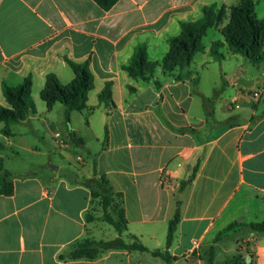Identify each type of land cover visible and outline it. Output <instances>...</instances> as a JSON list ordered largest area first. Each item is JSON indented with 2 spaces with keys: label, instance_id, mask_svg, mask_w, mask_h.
Listing matches in <instances>:
<instances>
[{
  "label": "crops",
  "instance_id": "0c3cea01",
  "mask_svg": "<svg viewBox=\"0 0 264 264\" xmlns=\"http://www.w3.org/2000/svg\"><path fill=\"white\" fill-rule=\"evenodd\" d=\"M238 3L120 0L105 11L93 0H0V106H8L3 83L18 86L31 77L36 112L27 124L32 125L38 112L50 113L56 106L49 110L40 95L47 76L55 74L67 86L76 76L66 59L88 61L95 87L88 94V109L71 117L74 122L76 114L85 116L88 128L100 131L98 141L105 139L106 129L109 133L105 145L89 151L91 158L76 166L73 178L61 175L60 167L54 170L52 162L26 174L8 170L6 177L0 172V179L13 187L6 195L0 184V264H141L139 253L167 250L178 202L181 217L168 249L175 258L171 264H230L243 254L250 264H264V234L252 230L237 246L222 244L229 232L264 221V62L246 64L228 47L223 60L215 59L211 46L223 42L219 33L221 39L211 41L203 57H194L184 80L161 67L152 78L133 77L123 68L140 45L146 46L149 62L162 61L170 40L181 35L182 22L202 19L205 7L230 9ZM257 6L255 0V16L262 20L264 4L258 15ZM212 66L218 78L213 94L202 87L203 71ZM107 83H112L110 107L99 98ZM259 87L258 100L242 97ZM0 123L4 135L8 127ZM12 136L4 135L2 149L13 147ZM59 145L68 146L66 141ZM65 156L70 158L69 151ZM0 159L6 160L2 154ZM197 165L193 182L181 190ZM94 176L106 177L123 195L128 230L122 238L139 242L148 252L111 250L96 260L61 258L77 241L104 239L88 222L91 190L80 183Z\"/></svg>",
  "mask_w": 264,
  "mask_h": 264
},
{
  "label": "trees",
  "instance_id": "16d2710c",
  "mask_svg": "<svg viewBox=\"0 0 264 264\" xmlns=\"http://www.w3.org/2000/svg\"><path fill=\"white\" fill-rule=\"evenodd\" d=\"M93 1L103 10L109 11L120 0ZM225 20L228 21V24L224 28L223 35L225 43L232 53L241 54L245 58L246 64H260L264 62V18L262 20L256 18L255 0H239V3L230 9L225 7L218 9L215 6L205 7L202 19L195 22H182L181 35L170 40L171 50L162 61L149 62L146 46L140 45L136 48L131 63L125 65L123 68L133 77L152 78L156 69L161 67L165 73L175 74L177 80H184L183 72L191 67L196 54L204 50L202 42L208 30ZM223 44L221 41L215 42L211 49L212 56L219 61L225 58V54L221 50ZM66 61L74 71L75 79L69 85L64 86L55 74H49L40 95L42 100L46 102L49 110L57 103L64 105L66 121L70 126L71 139L76 145L84 146V140L79 138L72 128L71 114L74 111L85 112L88 109V94L95 87L94 75L90 70L88 61L76 63L68 58ZM32 86L31 77L26 78L18 86H10L3 83L2 91L8 103V106H0V122L5 123L8 127L3 130L4 135H12L9 129L10 124L28 122L31 114L36 112ZM157 86L160 87L161 84L157 82ZM99 98L106 106L110 107L113 105L112 83L106 84ZM208 115L213 117V110H209ZM108 139L109 133L106 129V142ZM0 147L4 148V145H0ZM198 169L199 165L194 168L190 177L182 182L181 190L193 182ZM3 171V162L0 160V172ZM5 176H9V174L6 172ZM80 183L91 190L92 202L93 200L100 199L106 219L115 228L119 237L109 241H96L89 238L77 241L61 258L96 260L105 252L111 250L148 252L149 250L139 242L135 241L132 244H128L122 238V235L128 230L123 207V195L114 190L110 181L104 176H94L89 179L83 178ZM2 192L6 195H11L13 187L10 186V189L2 188ZM109 209L116 211L117 217L114 215L115 212L111 214ZM180 217L181 203L178 202L174 218L169 223L167 250L152 252L154 257H160L170 264L174 262L175 258L170 255L168 249L174 241ZM92 218L89 213L88 222H92ZM250 227L253 231L264 234V221L252 223ZM249 255L252 256L253 253L249 252ZM238 257H234V260L236 261ZM236 262L235 264H248L246 261ZM208 264L213 263L210 262Z\"/></svg>",
  "mask_w": 264,
  "mask_h": 264
},
{
  "label": "rangeland",
  "instance_id": "374dc122",
  "mask_svg": "<svg viewBox=\"0 0 264 264\" xmlns=\"http://www.w3.org/2000/svg\"><path fill=\"white\" fill-rule=\"evenodd\" d=\"M262 4H264V0H258L257 15L260 14ZM227 24L228 21L225 20L215 27L210 28L206 36L203 38V48L208 47L211 41L221 39L222 35L224 44L221 50L224 53L225 47H228V45L225 43V37L223 35L224 28L227 26ZM219 33H221V35ZM214 43L215 42L212 43V46ZM229 51L232 52L230 49ZM200 57H203L201 52L196 54L195 61H198ZM196 63L195 65L197 66ZM216 68L217 66H212L210 71L207 72L205 70L202 74V87L208 93L211 92L212 94L214 92L213 88L215 87L216 80L218 79L217 76L212 73V71ZM251 69H253V71L256 70V68ZM189 75L190 71L183 72L184 78H188ZM39 101L41 105H45L42 100ZM76 115V117L79 118L78 121L75 120L74 122L79 128L80 134L83 137L82 139L84 140V146H78L72 141L70 136V126L66 121L65 107L61 103L56 104L50 113L45 111L38 112L37 119L32 122V125L27 124L30 122L13 123L10 126V129L13 133L11 142L14 143L15 146L13 145V147H8L7 149H2L0 147V154H2V156H4L6 159L5 161L0 159L3 162L4 171L8 174L10 173L9 171H12V173L16 174L17 172L26 174L28 172L30 173L36 168H41L42 165L47 168L49 163L52 162L53 165L60 167L59 172L61 175H68L71 178L75 177L77 175L78 169L76 166H80L81 164L83 165L85 160L87 161L91 158L89 151L96 153L100 149L101 145H105L106 143V133L104 137L105 139L98 141L97 135L101 134L100 131L96 130L97 128H88L87 119L85 116L80 114ZM71 122L72 128L76 130L72 117ZM0 126L4 128V124L0 123ZM56 133H59L60 136H58ZM76 135L78 136L79 134ZM59 141H66L68 146L61 148ZM6 143V138L4 135L0 134V145H5ZM27 145H30L33 148L37 147V150L34 149L35 151H31L26 147ZM66 151H69L70 158L65 156ZM51 152H53V154H51ZM79 157L81 158L80 161L77 160ZM77 177L81 180L80 176ZM0 184L2 185L3 189H10L11 184L5 181L3 178L0 179ZM109 211L111 214L112 212L113 214L115 212L114 215L117 217L116 211L112 209H109ZM90 217H93L91 219V223H94L95 227L100 233H102L104 236V241L113 240L115 238L117 231L110 223H108L103 207L100 204V199L93 200ZM251 233V227L247 226L238 231H231L229 232L228 236L224 238L222 244L225 243L226 246H229L232 243L234 246H237L238 240L248 239L251 236ZM138 255H140L139 257L142 262L141 264H162L165 262V260L162 258H154L150 254L139 253ZM244 258L245 254L239 256L236 261L244 262ZM236 261L234 260L232 263L235 264L237 263Z\"/></svg>",
  "mask_w": 264,
  "mask_h": 264
},
{
  "label": "built area",
  "instance_id": "2783aa9c",
  "mask_svg": "<svg viewBox=\"0 0 264 264\" xmlns=\"http://www.w3.org/2000/svg\"><path fill=\"white\" fill-rule=\"evenodd\" d=\"M262 91H263V88L259 87V88L253 89L251 91L244 92L242 94V97L245 98L248 101L258 100L260 98V96H261ZM57 135L60 136L59 134H57ZM77 160L80 161L81 158L79 157ZM193 245L197 249L199 247V242L198 241H194Z\"/></svg>",
  "mask_w": 264,
  "mask_h": 264
},
{
  "label": "water",
  "instance_id": "95a60500",
  "mask_svg": "<svg viewBox=\"0 0 264 264\" xmlns=\"http://www.w3.org/2000/svg\"><path fill=\"white\" fill-rule=\"evenodd\" d=\"M51 167H52L54 170H58V167L55 166V165H52ZM250 262H251V259L248 258L247 263L250 264Z\"/></svg>",
  "mask_w": 264,
  "mask_h": 264
}]
</instances>
